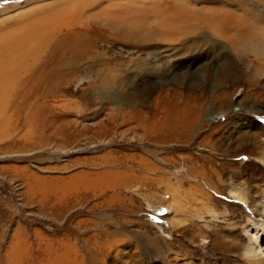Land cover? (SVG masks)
Instances as JSON below:
<instances>
[{
  "label": "rangeland",
  "instance_id": "obj_1",
  "mask_svg": "<svg viewBox=\"0 0 264 264\" xmlns=\"http://www.w3.org/2000/svg\"><path fill=\"white\" fill-rule=\"evenodd\" d=\"M185 5L229 10L243 19L240 29L264 27V0H0V67L10 57L11 42L38 32L46 36L45 50L20 73L1 108L0 264H52L63 254L74 264H164L157 246L167 260L180 264H245L246 248L252 246L260 249L259 264H264L261 207L256 212L236 204L226 190L229 177L238 174L233 180L245 184L255 204L264 203V132L255 145L231 144L235 152L227 162L206 150L207 163H197L208 167L216 184L222 183L226 197L209 199L214 214L189 210L179 217L166 209L179 202L178 190L189 192V184L180 183L181 174L191 166L187 156L204 152L198 148L200 137L224 134L223 129L210 130L189 143L187 136L171 134L160 120L178 113L183 100L157 90V78H135V70L130 71L150 62V52L167 46L143 41L145 33H154V23ZM26 44H18L15 56ZM224 54L232 78L217 91L228 93L223 103L232 107L228 117L218 116L211 126L237 122L248 131L252 121L264 128V41L244 38ZM111 73L121 84L109 95L100 90L98 76ZM131 75L147 92L137 107L120 103L118 96L134 91ZM117 104L121 111L115 110ZM251 105L254 111L248 110ZM119 172L126 176H116Z\"/></svg>",
  "mask_w": 264,
  "mask_h": 264
},
{
  "label": "bare ground",
  "instance_id": "obj_2",
  "mask_svg": "<svg viewBox=\"0 0 264 264\" xmlns=\"http://www.w3.org/2000/svg\"><path fill=\"white\" fill-rule=\"evenodd\" d=\"M241 20L243 21V19L239 18L235 13L233 14L231 11L226 10L224 8H221V7H212V6L204 7V6H201V7L196 8L195 6H186V5L180 6V7H178V9H176V12L174 14H170V15L166 16L164 19L158 20V23L156 21H155L156 23H154L153 25L151 23H149L148 25H152V29H154L155 32L153 33V31H149V33H145V36L142 37L143 41L146 40L147 42H150V43L151 42L161 43V44H164L167 46L164 47L163 49H160L159 52H150L149 53V55L151 56L150 62L136 64L135 65L136 67H134V69H130V71H132V72H133V70H135V73H134L135 75H133L135 78H137L138 76H140L139 77L140 79L143 76L144 77L150 76L153 78H157L161 82V83H159L160 87L158 89L156 87L157 90H160V92L162 90L172 91L173 93L178 94V95H176L177 97H179L178 100H180V99L183 100L184 106L183 107L179 106L178 113H172V114L167 113L166 115H164V118H162L160 120L162 122L161 126H163V128L166 130L169 129L171 131V134L173 132L174 134L178 133L179 135L180 134L185 135V136H187V138H188L187 141L189 143V141L195 142L196 141L195 138L197 137L198 134H204V132H209L210 130L215 131V129H217V130L223 129V132H224V134H221L220 137L214 138V139H209V136L204 137V135H202L200 137L201 138L200 142H198V148H200L201 150H204V152L201 151V153L196 154V155L192 154V158L190 157L191 154H190V156H187V160L191 161L192 163H191V166H187L188 168H187L186 173L181 174L182 179H181L180 183H183V182L188 183L189 184V186H188L189 192H187L185 190L184 191L178 190L176 192V197H177V199H179V202L176 203V206L173 204L166 206V209L168 211L174 209L176 211L174 213H177L176 215L179 217H182L184 215L186 216V214L190 213V211H191V213L192 212H196V213H198V212H203V213L211 212V214H214L216 212V210H215V207L211 203H209L210 202L209 199L211 197L212 198L217 197L220 199L226 197V195L223 193V190H222V183L216 184L215 177H214L215 175L213 173H207L206 168H208V167H206L205 165L203 166V164H202L203 168L197 167V163L201 160L203 162L207 163V161H208L207 160L208 159L207 152H209L210 156H212V157L217 156L216 154H218L222 158L221 160H223L224 162H227L225 158H227L228 156H231V154L235 152L234 150H232L231 144L251 142L252 144L255 145V143L261 141L259 138L264 132L263 127L259 126L258 124L253 123L252 121L250 123V130H248V131H244V127L242 125H240L241 123L238 124L237 122L229 123L227 127H226V125H223V124H218L217 127L211 126L212 125L211 122L215 123V120H217L218 116H220V119L223 118L224 116L228 117L229 111L231 110V107H232V104L229 102L223 103L224 99L228 96V93L224 92V91H223L224 93L223 92L221 93V91L220 92L217 91V89H219V87H223L224 85H227L229 83V80H231V78H232V73H231L233 71L232 66L227 61L224 52L227 50H229V51L236 50L238 48V46L240 45V42L242 43V39H244V38H249V37L255 36V37L259 38L261 41H264V27L263 26H256V28H251V29H246V30H244L243 27H242V29H240V27H238V24L243 23V22H241ZM145 27H146V25H145ZM44 36L45 35H42V34L40 36L39 32H38L34 36L31 35L28 39H27V37H25L23 40H20V41L17 39L15 42H11L12 43L11 45L9 44L8 49L11 50L10 51V57L8 58L7 63H6V61L1 63V66L2 65H5V66L0 67V113L2 112L1 108L4 104L5 99L7 98V94L8 93L10 94L9 91L16 85V82H17V79H19L20 73L22 74V72L28 71V67H29L31 61L38 58L39 54L43 50V48H42L43 42L46 39V36L45 37ZM22 41H25V43H28V44L24 45L25 47L23 48L24 49L23 53L15 56L16 50L18 49V46L20 47V45H18V44H20ZM165 50H168V51H165ZM11 52L14 55L12 57H11ZM4 56H5V53H4ZM0 60H1V53H0ZM32 69L34 70L33 67H32ZM215 69H218V70L215 71ZM105 74H107V73H105ZM198 75L201 76L200 79H197L196 76H198ZM134 77H132V75H131L130 80L126 77L129 80L131 87L134 88V91L129 96L124 95V94H119L118 96H119V99L121 101L119 99L118 100L120 101V103L128 101V103L129 102L132 103L133 106H136V105L138 106V104H141V102H145V96H146L147 92H145L143 89H141L137 85V83L135 82L136 79H134ZM98 78H100V81H101L100 82L101 86L99 85L100 90H102L103 92H108L109 95H110V93H113L112 88L114 87V85H120L121 84L120 80H118L119 78H117V76L114 73H111V74L107 75L106 77H103V76L99 77L98 76ZM122 85H124V83ZM119 87H121V86H119ZM121 89H122V87H121ZM95 90H96V87H95ZM129 90H131V89H129ZM18 91H20V90H18ZM114 93H116V92H114ZM128 93H130V92H128ZM113 96H115V94ZM172 96H171V98H172ZM163 97H162V99H163ZM174 97H175V95H174ZM108 98L109 97H107V99ZM167 98H168V96H167ZM111 100H112V98H111ZM169 101H170V99H169ZM108 102L110 103V101H108ZM169 103H171V102H169ZM118 104H119V102H118ZM118 104H117L115 110L117 109V110L121 111V109H123V108ZM236 104L238 106L242 105L239 102ZM187 108L190 109V111H188ZM253 108H254L253 105H251L248 107V110L254 111ZM170 109L172 110V108H170ZM115 110H113V111H115ZM187 111L190 113H186ZM127 112L125 111V113H127ZM110 118H111V116H110ZM138 118H139V115H138ZM157 118H159V117L157 116ZM95 119H96V116H95ZM96 120H95V122H96ZM70 123H72V122H70ZM97 123H100V122L98 121ZM108 123H109V121H108ZM161 126L159 128H161ZM114 128H115V126H114ZM254 128H255V131L252 130ZM73 129H74V127H73ZM99 129H101V128L99 127ZM79 130H81V129H79ZM131 130H133V129H130L129 131H131ZM97 131H99V130H97ZM102 132H104V131H102ZM159 133H160V131H159ZM213 133H215V132H213ZM213 133H211V134H213ZM78 135H80V134H78ZM172 136H174V135H172ZM139 137L140 136H138V138ZM171 137H170V139H171ZM157 138H159V137L157 136ZM172 138H174V137H172ZM112 139H110V140H112ZM140 139L141 138H139V140ZM181 140H182V138H181ZM153 142H155V141H153ZM162 143H164V142H162ZM168 143H170V142H168ZM177 143H178V141H177ZM184 143H186V145H187V142H184ZM164 145L166 146L165 143H164ZM168 145H170V144H168ZM168 145L166 147H168ZM171 145H170V147H171ZM185 147L182 148V150L187 151L189 148H185ZM179 149H180V147H179ZM206 150H207V152H206ZM138 156H139V153H138ZM147 156H145V157H147ZM180 156H181V154H180ZM170 157H171V155H170ZM166 158H169V157H166ZM131 159L133 160V158H131ZM141 160H142V158H141ZM263 162H264V160H263ZM142 163H143V161H142ZM105 166H110V165H105ZM198 166H199V164H198ZM93 168L94 167H92V169ZM125 168H126V165H125ZM127 168H129V167H127ZM133 168H134V166H133ZM94 169H97V168H94ZM121 171H122V169H121ZM156 171H154V172H156ZM89 174H90V172H89ZM111 174H113V172H111ZM142 174H143V172H142ZM84 175H87V174H84ZM151 175H153V174H151ZM154 175H155V173H154ZM237 175L238 174H236V175L233 174V176L229 177V178H231V180L228 181L227 185H226L227 186L226 190H228L227 198H229L231 201H234L236 204H239V205L245 204V205H247V207H250L251 209L255 210L256 212L258 211V207L260 206L261 212L264 214V203L260 202L258 205L255 204L254 199H252L250 197V195H248L249 193L248 194L246 193L245 184L238 183V182H235L233 180ZM116 176L124 177V176H126V173L119 172V174L116 173ZM139 176H140V174H139ZM134 177H136V176H134ZM151 178H153V177H151ZM108 181H107V183H108ZM155 182H157V181H155ZM222 182H224V180H222ZM192 206H193V208H191ZM263 222H264V220H263ZM177 223L182 224L183 219H181V220L177 219ZM219 242H222V239H220ZM152 245L155 246L156 244L152 243ZM209 246H211L210 242H209ZM67 247H69V246H67ZM259 250L260 249L253 248L252 246L247 247L246 248L247 253L245 254V256L247 257L248 261L245 264H259V256H260ZM156 251H157V254H159V256H161L164 260H166V263L163 262L164 264H180L177 259L167 260V253H165L164 249H161L160 247L157 246ZM61 256H64V257L61 259H57L56 261L59 260V262H53L52 264H58V263H60V264H74V261L73 262L68 261L69 259L66 260V256H68V254L66 256L64 254ZM75 261H77V260H75ZM191 264H193V261ZM194 264H197V262H195ZM198 264H202V263L199 262Z\"/></svg>",
  "mask_w": 264,
  "mask_h": 264
},
{
  "label": "snow or ice",
  "instance_id": "obj_3",
  "mask_svg": "<svg viewBox=\"0 0 264 264\" xmlns=\"http://www.w3.org/2000/svg\"><path fill=\"white\" fill-rule=\"evenodd\" d=\"M261 120H264V117H261L260 118ZM154 222H156L157 221V217L156 216H152V217H150Z\"/></svg>",
  "mask_w": 264,
  "mask_h": 264
}]
</instances>
